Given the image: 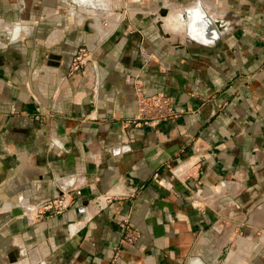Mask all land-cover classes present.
I'll return each mask as SVG.
<instances>
[{
    "label": "crops",
    "instance_id": "0c3cea01",
    "mask_svg": "<svg viewBox=\"0 0 264 264\" xmlns=\"http://www.w3.org/2000/svg\"><path fill=\"white\" fill-rule=\"evenodd\" d=\"M0 264H264V0H0Z\"/></svg>",
    "mask_w": 264,
    "mask_h": 264
},
{
    "label": "built area",
    "instance_id": "2783aa9c",
    "mask_svg": "<svg viewBox=\"0 0 264 264\" xmlns=\"http://www.w3.org/2000/svg\"><path fill=\"white\" fill-rule=\"evenodd\" d=\"M92 60V51L86 47H80L73 57L71 72L85 68ZM137 112L131 123L135 126L142 124L155 125L159 122L168 121L179 117L182 111L177 109L173 100L164 92L146 93L142 87L136 88ZM82 194L79 187L63 190L58 196H54L37 206L38 215H58L64 213L75 201V197ZM120 227L124 231L121 243H135L141 236V232L127 218L120 221ZM121 245L112 247L113 258L119 257Z\"/></svg>",
    "mask_w": 264,
    "mask_h": 264
},
{
    "label": "water",
    "instance_id": "95a60500",
    "mask_svg": "<svg viewBox=\"0 0 264 264\" xmlns=\"http://www.w3.org/2000/svg\"><path fill=\"white\" fill-rule=\"evenodd\" d=\"M52 57H56V55H55V56H54V55H52ZM130 146L132 147V144H130L128 148H130Z\"/></svg>",
    "mask_w": 264,
    "mask_h": 264
}]
</instances>
